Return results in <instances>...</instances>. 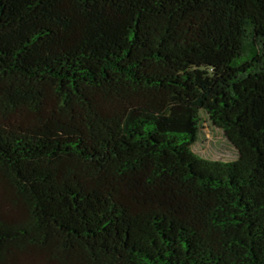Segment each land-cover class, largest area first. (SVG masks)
<instances>
[{
  "label": "trees",
  "instance_id": "16d2710c",
  "mask_svg": "<svg viewBox=\"0 0 264 264\" xmlns=\"http://www.w3.org/2000/svg\"><path fill=\"white\" fill-rule=\"evenodd\" d=\"M0 264H264V0H0Z\"/></svg>",
  "mask_w": 264,
  "mask_h": 264
},
{
  "label": "rangeland",
  "instance_id": "374dc122",
  "mask_svg": "<svg viewBox=\"0 0 264 264\" xmlns=\"http://www.w3.org/2000/svg\"><path fill=\"white\" fill-rule=\"evenodd\" d=\"M192 151L198 156L210 160L230 162L237 158L235 148L227 141L223 132L214 127L204 114H201L198 140Z\"/></svg>",
  "mask_w": 264,
  "mask_h": 264
}]
</instances>
